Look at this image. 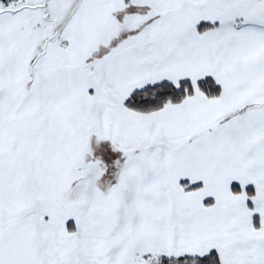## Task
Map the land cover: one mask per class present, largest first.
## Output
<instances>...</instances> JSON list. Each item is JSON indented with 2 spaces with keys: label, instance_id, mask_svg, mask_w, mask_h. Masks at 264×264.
I'll return each mask as SVG.
<instances>
[{
  "label": "snow or ice",
  "instance_id": "snow-or-ice-1",
  "mask_svg": "<svg viewBox=\"0 0 264 264\" xmlns=\"http://www.w3.org/2000/svg\"><path fill=\"white\" fill-rule=\"evenodd\" d=\"M0 264H264V0H0Z\"/></svg>",
  "mask_w": 264,
  "mask_h": 264
}]
</instances>
